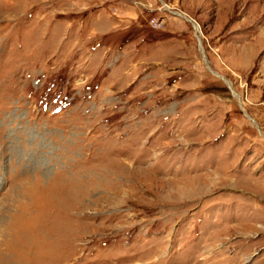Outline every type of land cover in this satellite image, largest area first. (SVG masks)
I'll use <instances>...</instances> for the list:
<instances>
[{"label":"rangeland","instance_id":"374dc122","mask_svg":"<svg viewBox=\"0 0 264 264\" xmlns=\"http://www.w3.org/2000/svg\"><path fill=\"white\" fill-rule=\"evenodd\" d=\"M0 264H264V0H0Z\"/></svg>","mask_w":264,"mask_h":264},{"label":"bare ground","instance_id":"6f19581e","mask_svg":"<svg viewBox=\"0 0 264 264\" xmlns=\"http://www.w3.org/2000/svg\"><path fill=\"white\" fill-rule=\"evenodd\" d=\"M183 16H185V15L183 14ZM194 25H195V29L198 30V29H199V26H197L195 23H194ZM197 30H196V31H197Z\"/></svg>","mask_w":264,"mask_h":264},{"label":"built area","instance_id":"2783aa9c","mask_svg":"<svg viewBox=\"0 0 264 264\" xmlns=\"http://www.w3.org/2000/svg\"><path fill=\"white\" fill-rule=\"evenodd\" d=\"M197 31H199V33H202V30H201V27L200 26H199V29Z\"/></svg>","mask_w":264,"mask_h":264}]
</instances>
